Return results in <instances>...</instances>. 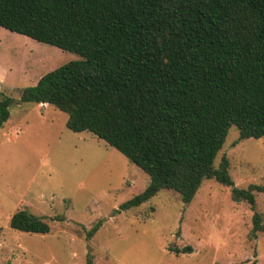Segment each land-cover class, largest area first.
Here are the masks:
<instances>
[{"label":"trees","instance_id":"trees-1","mask_svg":"<svg viewBox=\"0 0 264 264\" xmlns=\"http://www.w3.org/2000/svg\"><path fill=\"white\" fill-rule=\"evenodd\" d=\"M0 27L80 57L17 101L0 91V128L15 103L67 114L68 130L91 133L148 175L123 212L161 190L187 205L205 179L254 210L264 185L235 187L227 158L216 168L214 160L231 126L239 140L264 138V0H0ZM262 223L254 213L252 238ZM99 226L85 231L86 240ZM9 227L49 233L25 210L10 216Z\"/></svg>","mask_w":264,"mask_h":264},{"label":"rangeland","instance_id":"rangeland-1","mask_svg":"<svg viewBox=\"0 0 264 264\" xmlns=\"http://www.w3.org/2000/svg\"><path fill=\"white\" fill-rule=\"evenodd\" d=\"M77 59L0 27L7 76L0 91L14 101L41 76ZM66 121L51 105L15 103L0 128V264H264V232L250 235L254 213L264 225V193L254 194L252 210L234 202L230 188L205 179L187 205L161 190L120 211L145 189L148 175L91 133L68 130ZM222 157L235 187L264 185V138L239 140L231 126L215 168ZM18 210L43 218L49 233L11 229ZM187 246L190 253L173 251Z\"/></svg>","mask_w":264,"mask_h":264},{"label":"crops","instance_id":"crops-1","mask_svg":"<svg viewBox=\"0 0 264 264\" xmlns=\"http://www.w3.org/2000/svg\"><path fill=\"white\" fill-rule=\"evenodd\" d=\"M2 66V65H1ZM0 66V87L2 86V82L3 83H5V81H6V79H7V76H6V72H5V70H4V66L3 67H1ZM37 82V80L35 81V83ZM1 89V88H0ZM37 106H47V105H43V104H39V105H37ZM9 119H10V117H9ZM9 119H8V121H9ZM7 121V122H8ZM6 122V123H7ZM6 123L3 125V126H5L6 125Z\"/></svg>","mask_w":264,"mask_h":264}]
</instances>
